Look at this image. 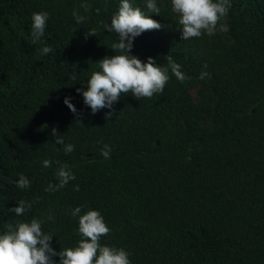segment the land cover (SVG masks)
Masks as SVG:
<instances>
[{
  "label": "trees",
  "instance_id": "trees-1",
  "mask_svg": "<svg viewBox=\"0 0 264 264\" xmlns=\"http://www.w3.org/2000/svg\"><path fill=\"white\" fill-rule=\"evenodd\" d=\"M0 264H264V0H0Z\"/></svg>",
  "mask_w": 264,
  "mask_h": 264
},
{
  "label": "rangeland",
  "instance_id": "rangeland-1",
  "mask_svg": "<svg viewBox=\"0 0 264 264\" xmlns=\"http://www.w3.org/2000/svg\"><path fill=\"white\" fill-rule=\"evenodd\" d=\"M189 90H190L191 95L196 98L197 97L196 87L191 86Z\"/></svg>",
  "mask_w": 264,
  "mask_h": 264
}]
</instances>
